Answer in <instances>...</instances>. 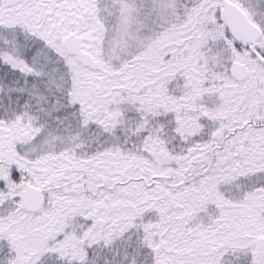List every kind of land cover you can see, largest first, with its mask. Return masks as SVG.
<instances>
[{
	"label": "snow or ice",
	"instance_id": "1",
	"mask_svg": "<svg viewBox=\"0 0 264 264\" xmlns=\"http://www.w3.org/2000/svg\"><path fill=\"white\" fill-rule=\"evenodd\" d=\"M0 264H264V0H0Z\"/></svg>",
	"mask_w": 264,
	"mask_h": 264
}]
</instances>
